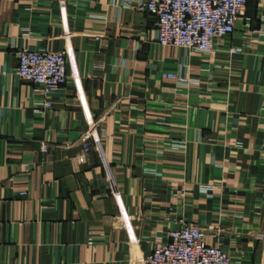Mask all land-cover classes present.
Listing matches in <instances>:
<instances>
[{"label": "crops", "instance_id": "0c3cea01", "mask_svg": "<svg viewBox=\"0 0 264 264\" xmlns=\"http://www.w3.org/2000/svg\"><path fill=\"white\" fill-rule=\"evenodd\" d=\"M145 1L0 0V264H144L187 224L264 264V0L208 53ZM22 48L67 52L51 108Z\"/></svg>", "mask_w": 264, "mask_h": 264}, {"label": "built area", "instance_id": "2783aa9c", "mask_svg": "<svg viewBox=\"0 0 264 264\" xmlns=\"http://www.w3.org/2000/svg\"><path fill=\"white\" fill-rule=\"evenodd\" d=\"M248 0H146L141 9L157 20L158 42L197 53L214 50L236 31ZM240 51L232 48V52ZM18 74L45 97L51 108L50 95L68 82L66 51L18 50ZM166 77L180 84L189 83L184 75L168 73ZM44 145L43 151L48 152ZM25 195V193H21ZM144 264H234L232 255L222 246L211 245L207 233L198 224H187L168 233L167 240L156 243Z\"/></svg>", "mask_w": 264, "mask_h": 264}]
</instances>
